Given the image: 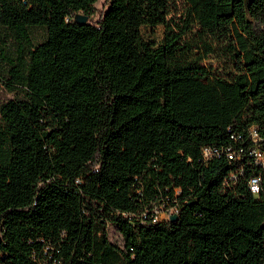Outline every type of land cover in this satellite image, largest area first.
<instances>
[{"label":"trees","instance_id":"1","mask_svg":"<svg viewBox=\"0 0 264 264\" xmlns=\"http://www.w3.org/2000/svg\"><path fill=\"white\" fill-rule=\"evenodd\" d=\"M95 1L0 0V264H264V0L214 1L225 74L192 7L154 45L178 0Z\"/></svg>","mask_w":264,"mask_h":264},{"label":"rangeland","instance_id":"2","mask_svg":"<svg viewBox=\"0 0 264 264\" xmlns=\"http://www.w3.org/2000/svg\"><path fill=\"white\" fill-rule=\"evenodd\" d=\"M215 0H178L175 9L167 16L165 23L157 25L148 32V38L156 45L160 42L167 41L176 29L179 27L177 16L187 7H192V18L194 21L195 35L189 38L191 49H199L202 56V63L210 71L218 74L230 73L233 69L232 61L228 58L226 49H229L231 37V24L229 21H223L215 14ZM94 11L91 19L96 20L105 6L107 0H96L94 2ZM83 12H78L82 14ZM13 92L0 88V100L10 98ZM167 211L163 206L156 209V215L164 218ZM108 237L115 243H121V236L117 228L107 226Z\"/></svg>","mask_w":264,"mask_h":264},{"label":"built area","instance_id":"3","mask_svg":"<svg viewBox=\"0 0 264 264\" xmlns=\"http://www.w3.org/2000/svg\"><path fill=\"white\" fill-rule=\"evenodd\" d=\"M252 136L255 137L256 132L252 131ZM251 150L254 157H256L257 159H261L262 162L264 161L263 157L258 153V150L256 148H252ZM220 151L221 149L215 146H202L200 149L201 157L204 160L212 157L213 155L219 154ZM225 153L228 158H233V156H235L234 152L231 151L230 149H226ZM259 183H260L259 175H252L247 180L248 188L250 189V191H257L259 188ZM163 208L165 209V207ZM156 209L157 208L154 209V218H159L156 215ZM165 211H167V213L164 218H168L171 214L175 213L176 210L173 207H169L165 209Z\"/></svg>","mask_w":264,"mask_h":264},{"label":"water","instance_id":"4","mask_svg":"<svg viewBox=\"0 0 264 264\" xmlns=\"http://www.w3.org/2000/svg\"><path fill=\"white\" fill-rule=\"evenodd\" d=\"M74 19H75V21L77 22V23H79V24H82V23H84V21H85V19H86V15L85 14H76L75 16H74ZM175 218V215L174 214H171L170 216H169V219H174Z\"/></svg>","mask_w":264,"mask_h":264}]
</instances>
